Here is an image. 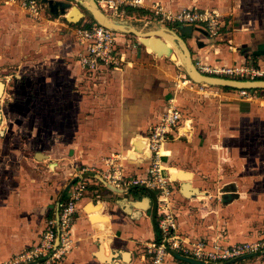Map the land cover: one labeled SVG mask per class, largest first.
I'll return each instance as SVG.
<instances>
[{
	"label": "crops",
	"instance_id": "crops-1",
	"mask_svg": "<svg viewBox=\"0 0 264 264\" xmlns=\"http://www.w3.org/2000/svg\"><path fill=\"white\" fill-rule=\"evenodd\" d=\"M157 8L168 12L214 9L222 27L213 37L193 31L198 35L193 60L264 71V0H138L133 6L121 5L111 16L135 22L139 28L155 21ZM193 28L206 31L200 26ZM117 42L125 46L118 49L128 64L88 73H104L109 78L103 85L106 94L100 99L107 117L98 127L90 123L95 129L93 140L86 148L74 146V157L66 150L62 160L55 162L53 186L46 191L43 188L45 194L38 188L35 198L30 199L26 192L17 196L15 186L8 184L0 196L2 205H7L6 211L0 210V262L38 241L46 220L56 215L57 202L67 199L79 165L103 168L112 154L125 155L122 163L129 175L145 173L147 161L142 158L148 153L143 137L165 111L173 87L150 48L138 51L125 34H119ZM175 55L171 56L174 61ZM74 74L78 81L83 79L79 69ZM204 92L208 96L187 90L175 94L182 113L181 127L164 149L163 163L174 180L178 230L191 239L219 240L222 244L254 241L264 230V99L250 100L218 88ZM263 92L257 91L260 95ZM40 153L46 156L43 160L51 157ZM181 174L188 176L182 178ZM184 182L194 190L190 196L182 193ZM105 188L89 186L84 192L73 220V248L58 264H144L143 246L157 238L154 194L141 189L122 194ZM144 197L151 199L150 208L136 219L118 204L120 199ZM176 255L168 253L163 264H191ZM252 260L231 263L264 264V259Z\"/></svg>",
	"mask_w": 264,
	"mask_h": 264
},
{
	"label": "rangeland",
	"instance_id": "rangeland-1",
	"mask_svg": "<svg viewBox=\"0 0 264 264\" xmlns=\"http://www.w3.org/2000/svg\"><path fill=\"white\" fill-rule=\"evenodd\" d=\"M38 1L43 17L32 20L25 7L0 0V196L5 194L8 184L10 188L15 186L17 196L26 192L30 199L35 198L38 188L45 194L43 188L46 191L53 186L55 162L62 160L66 150L74 157V146L86 148L95 132L90 123L97 125L107 117L102 112L100 99L106 94L103 85L109 78L104 73L88 76L84 71L83 74L77 62L78 47L65 15L50 13L48 7ZM82 11L85 14L82 22L92 20L86 10ZM172 25L163 16L155 15V21L135 27L144 32ZM125 36L138 51L144 47L134 35ZM193 36L186 41L194 59L198 52L195 44L198 35ZM166 44L172 46L170 42ZM118 46L126 49L119 43ZM156 57L168 82L172 83L173 94L175 79L186 76L184 66L176 55L177 61L168 56ZM78 69L84 75L80 81L74 74ZM86 86L94 91H88ZM205 87L238 94L236 89ZM37 151L49 153L50 159L37 160L34 157ZM34 206L35 201H32ZM6 208L1 201L0 210L6 211ZM260 256L248 259L259 262L264 259Z\"/></svg>",
	"mask_w": 264,
	"mask_h": 264
},
{
	"label": "built area",
	"instance_id": "built-area-1",
	"mask_svg": "<svg viewBox=\"0 0 264 264\" xmlns=\"http://www.w3.org/2000/svg\"><path fill=\"white\" fill-rule=\"evenodd\" d=\"M5 4H18L27 9L32 20L41 19L42 7L38 0H2ZM97 6L107 15L117 12L121 5H135L138 0H94ZM154 15L163 16L173 25L200 26L206 29L209 36L219 33L220 15L211 8L182 9L179 12L155 9ZM70 24V23H69ZM72 25V26H71ZM78 47V64L87 73L101 69H118L127 65L126 57L119 51L117 33L103 27L93 20L77 22L68 27ZM197 69L208 75L236 78H264V71L246 66H216L202 64L194 60ZM174 93L167 99L165 111L159 120L149 125L147 134L143 137L147 148L145 173L142 176L129 175L124 169L125 155H111L104 161L103 168L79 165L78 174L68 189L67 199L56 204L55 217L47 219L39 235L38 241L24 247L18 253L11 255L0 264H58L73 248L72 226L74 215L84 192L89 186H102L128 194L131 190L141 189L151 191L156 200L155 223L157 238L146 242L143 246L144 264H163L168 253L202 261L205 264H226L237 261L244 256L264 255V230L254 241L222 244L219 240L191 239L183 236L178 230L177 213L173 201V178L169 169L164 166L161 151L170 136L179 134L182 113L177 105L175 94L181 90L195 92L208 96L204 92L206 84L196 83L187 76L180 75L174 82ZM209 86V85H208ZM239 97L264 99V92L258 90H236ZM125 158V159H124Z\"/></svg>",
	"mask_w": 264,
	"mask_h": 264
},
{
	"label": "water",
	"instance_id": "water-1",
	"mask_svg": "<svg viewBox=\"0 0 264 264\" xmlns=\"http://www.w3.org/2000/svg\"><path fill=\"white\" fill-rule=\"evenodd\" d=\"M72 1H74V4ZM41 3L48 7L50 13L54 15L58 13L65 15V20L70 24L77 23L84 18L85 14L82 11V9H84L97 24L120 34L134 35L143 46L150 48L156 56L171 57L175 53L180 63L184 66L186 76L196 83L236 90H264V79L262 78L236 79L212 76L200 72L194 63L186 38L193 36L194 30L202 32L205 36H209L208 32L204 30L198 28L194 29L191 25H177L173 29L159 26L155 29L142 32L126 19H120L105 14L94 0H41ZM166 42H170L172 46H167ZM34 157L37 160H41L42 157L46 156L40 152H36ZM187 176L188 175L185 174L180 175L182 178ZM181 190L185 196H190L194 191L190 189L188 182L182 184ZM150 202L151 199L149 197H144L140 200L120 199L118 204L128 216L136 219L141 216L142 212L150 208ZM176 256L191 264H205L202 261L193 260L180 255ZM250 257L252 256H244L238 260Z\"/></svg>",
	"mask_w": 264,
	"mask_h": 264
},
{
	"label": "bare ground",
	"instance_id": "bare-ground-1",
	"mask_svg": "<svg viewBox=\"0 0 264 264\" xmlns=\"http://www.w3.org/2000/svg\"><path fill=\"white\" fill-rule=\"evenodd\" d=\"M168 44H169V42H167ZM170 45V44H169ZM171 46V45H170ZM177 61V60H176ZM0 87H1V85H0ZM0 91H1V88H0ZM163 154H164V148L162 149V151H161Z\"/></svg>",
	"mask_w": 264,
	"mask_h": 264
},
{
	"label": "trees",
	"instance_id": "trees-1",
	"mask_svg": "<svg viewBox=\"0 0 264 264\" xmlns=\"http://www.w3.org/2000/svg\"><path fill=\"white\" fill-rule=\"evenodd\" d=\"M225 89H228V88H225ZM156 225V224H155Z\"/></svg>",
	"mask_w": 264,
	"mask_h": 264
}]
</instances>
